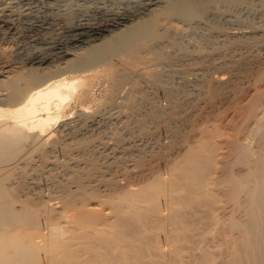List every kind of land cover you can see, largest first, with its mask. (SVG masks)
Here are the masks:
<instances>
[{"label": "bare ground", "instance_id": "bare-ground-1", "mask_svg": "<svg viewBox=\"0 0 264 264\" xmlns=\"http://www.w3.org/2000/svg\"><path fill=\"white\" fill-rule=\"evenodd\" d=\"M32 15L33 27L45 33L54 22L61 28L32 38L40 49L14 59L16 48L3 37L20 33L18 25ZM218 51L224 53L214 62ZM220 67L224 74L209 75L210 69ZM191 69L196 77L190 82L186 74ZM100 77L107 82V96L94 110L92 87ZM193 91L205 99L232 95L238 103L231 105L232 112L239 113V120L234 113L227 119L226 113L185 146L184 128H192L198 106L189 98ZM117 103L122 109L116 110V124L122 123L127 133L137 128L141 136L153 140L151 156L163 162L162 175L153 167L143 168L141 175L148 181L139 189L131 183L120 187L112 178L118 166L111 169L105 156L98 157L102 153L97 138L119 140L114 131L106 136V128H95L94 134L103 133L94 138L96 144L80 132L83 125L92 131L106 109ZM220 128H240L224 138L226 157L234 155L239 168L231 172L226 163L221 165L225 177L215 182L221 188L215 200L208 179L217 163V136L224 133ZM136 156L145 163L144 152ZM0 160L5 177L12 172L21 180L20 175L25 178L37 171L46 179L42 187L47 195L63 196L54 202L43 198L35 174L34 181L15 182L10 189L0 181V228L8 224L24 228L13 235L0 232V264H41L38 256L44 247L48 264H92L97 250L81 240L79 250L69 249L62 241L57 243L54 233L70 232L57 223L59 218L75 224L81 235L88 232L99 214L97 206L86 201L100 192L105 196L102 202L116 209L124 201L126 215L135 221L140 196L150 214L157 210L159 222L185 225L176 239L199 225L204 234L215 228L217 251L212 245L202 250L203 264H264V0H0ZM46 165L50 167L43 170ZM28 185L37 191L27 192L22 201L26 207L16 209L11 189L21 191ZM160 201L179 209L169 217L158 210ZM194 203L206 208L203 216H187ZM40 215L48 225V243H55L50 247L43 246L44 237L35 233ZM140 227L127 239L112 232H99L95 238L101 242L108 237L103 241L118 250L125 264H141L150 254L169 256L157 234ZM84 253L90 257H81ZM171 264L180 262L174 257Z\"/></svg>", "mask_w": 264, "mask_h": 264}, {"label": "rangeland", "instance_id": "rangeland-1", "mask_svg": "<svg viewBox=\"0 0 264 264\" xmlns=\"http://www.w3.org/2000/svg\"><path fill=\"white\" fill-rule=\"evenodd\" d=\"M34 20H35V17L33 15H32V17L30 16L28 18L23 19L21 21L20 25H18L20 33L16 34L15 36L3 37L4 41H7L8 43L13 44V46L16 48V51L14 54L15 56L13 57L14 59H17V60L25 59L26 57H28L33 52L40 49V45L35 44L34 42L31 41L32 38L44 37V36L48 35V33H55L56 31L60 30V28H61L60 22L59 23L54 22L55 24L53 23L50 26L48 33H45L46 30H41L39 28L33 27V24L35 23ZM4 30H2V31H4ZM1 41H2V38H1ZM43 50L44 49H42V51ZM45 50L47 51V49H45ZM218 52L217 53L215 52L213 54L214 55L213 58H215L214 62L220 61V58H216V57H218L219 54L221 55V53L222 54L224 53V52H220V51H218ZM194 65L196 66V64H194ZM191 70L188 71L190 73H187L189 75L186 74V76H187L186 79L188 81L190 80V82L192 80H194V78L196 77L195 71L194 70L191 71ZM223 71H224L223 67H220L219 69H215V68L210 69L209 75L214 76V75H220L221 73L224 74ZM173 80L174 81H172V84H176L178 81L176 78H174ZM92 88H93L92 92L94 94V96H92V98L94 97V99H93L94 101L92 100L91 106H93V109L95 108L94 110H98V108L100 109L102 107L101 104L104 103L106 96H107V88H108L107 82L102 77H100V78H98V80H96L94 82V85ZM196 93L198 94L197 91H193L192 93L189 94V98L194 103L196 102L195 107H196V105H198V106L196 107L197 111H196L195 117L192 120L193 121L192 128H188L189 126H187V128H184L183 133H184L185 140H186L185 141L186 143L184 142L185 146L188 143L192 142L194 139H196V137L202 133V131L204 130V127L208 126L214 120L217 119V121H219V119L226 113H228L227 119H229L231 117V115L234 113V112H232V106L238 105V103L236 102L237 100L231 99V98H233V96L230 94L229 95L231 97L227 94L226 96H228V97H226L224 95V97L221 96L220 98L205 99L206 98L205 96L202 97L201 94H198L200 96H197ZM121 95H122V93L120 94V96ZM118 98H120V97H117L116 101L121 100V98L120 99H118ZM235 99H237V97H235ZM157 101L159 102L160 105L164 106V100L163 99L158 98ZM232 101H233V103H230ZM117 104L118 105L115 104L114 106H110L109 108H107L106 112H108V113L103 114L102 117H100V118H99V116L96 117L97 119L99 118L98 119L99 121H98V124L93 128L94 131L89 130L90 127H87V126H86L87 129H86V127L83 125L81 127L80 132L82 131L81 132L82 135H87V137H85V140L88 139V141H90L91 143H92V140H93L94 144H96V142H98V141L99 142L101 141V144H100L101 146L99 144H96V145H98L97 147H99L98 150L101 151V153H102V154H100V155H102V157L101 156H98V157L103 159L105 156L107 158V159L105 158L106 161H109V163H110L109 165L111 166L110 167L111 169L118 166L119 170H118V172L114 173L115 176H112V178H114V180L116 181L117 184H120L119 185L120 187L124 186L122 188L126 189V184L131 183L134 185V187L136 186V188L139 189L138 187H140L142 184H144V183H146V181H148V180H144V176L141 175V172H143L142 170H144L145 168H147L149 166V167H153L156 171H158L157 173H160V175H162L163 173H162L161 168L163 166V162L161 159L157 158L158 160H156L155 158H153L154 156H151L152 151H154L153 149H155L154 146H152V145H154L153 140H150V139L147 140L146 136H141L142 134H141V132H139L137 130V128H135L131 133H127V131L124 130V128H122V123L116 124V122H115L116 119L114 118L116 115V110H118L119 108L122 109V106H120V103H117ZM111 107H112V109H111ZM234 110H236V107L234 108ZM97 112H99V111H97ZM99 114H96V115H99ZM238 114L239 113H237V112L234 113L236 120L237 119L239 120ZM109 116L112 118H109ZM106 121L108 123H106ZM100 122L102 125L101 124L99 125ZM225 122L226 121L223 122L224 126H226ZM106 124L108 125V127ZM111 126H113V127H111ZM95 128L96 129L97 128H106L107 130H104V132L105 131L106 132L107 131L108 132L114 131L115 135H116L115 137H117V138L120 137V138H119V140H117V139L116 140L115 139L107 140L105 136H101L103 134L101 132H100L101 134H94L96 132ZM220 129H222L224 131V133L220 136H217V141L219 143L218 154L216 157L217 163H216L215 169L212 171V173L210 175V178L208 179V181L210 182L208 186L211 188L212 194L215 197V200L218 199L219 191L221 189V188H218L216 186L215 182H216V180H218V179L222 180L225 177L224 171L221 169V165L226 163L230 167L231 172H236L239 168L234 155L226 157L227 147H226L224 138L226 136L233 137L234 134L240 128H232L233 131L229 130L228 128H220ZM243 129L246 130L247 128H243ZM108 132H107L106 136H109ZM97 136H101V137H99V139H98ZM90 137H93L92 140H89ZM102 137H104V139ZM94 138L95 139L97 138L96 142H95ZM160 139H161V141H165L162 136L158 137V140H160ZM85 140L83 142H85ZM102 140H104V141L106 140L107 144H104L105 142ZM143 152L145 153V159H144L145 163L140 162L138 157L136 156V155H140ZM119 156H120V158H118ZM112 157H114V158H112ZM149 160H150V162H149ZM2 164H4L3 160H0V165H2ZM27 166H28V164H27ZM27 166H25L24 168L27 169L28 168ZM48 166L49 165L44 166L43 170H45ZM126 171H128V173ZM30 172H26V173H30ZM33 172L34 171H32L30 173L31 175L28 174V176L25 174L26 175L25 178L22 177L24 174L20 175L21 180H17V179H19V177L16 178L17 176L15 174H13L12 172L10 174H8V176H7L8 178L0 173V181L3 182L4 185L10 189L11 184H14L15 182L22 181L23 183H25L26 181L29 182V180L34 181L36 179L35 182L36 183L39 182L36 185L39 188L41 187V189L45 193V194L43 193V195H44L43 198L48 196L46 198H51L52 202L61 201L63 196L58 194L57 192H54V193L52 192L53 194L50 193V195L49 194L47 195L46 190L42 187V186H44V184H45L44 182L46 181V179L41 178V176H40L41 173H38L37 171L35 173H33ZM33 174H35L34 175L35 178L33 177ZM27 177H28V179H27ZM31 178H34V180ZM115 178H117V179H115ZM43 179H45V180H43ZM54 179L55 180H63V178L61 179L59 177L54 178ZM47 182H50V180L49 181L47 180ZM25 188L21 191L18 190L19 188H17V187L15 189L14 188L11 189L12 198L14 199V200H12L13 206L16 209H21L23 207H26V204H24L22 201H25L27 199V198H25L26 197L25 195H27V192L34 193V191L35 192L37 191L35 185L32 187L30 185H28V186H25ZM69 188H71L72 190L74 189L73 186H69ZM101 188H102V186H99V189H101ZM122 188H121V191H123ZM32 190H34V191H32ZM30 191H32V192H30ZM101 193L102 192H100L99 194H95L96 196H93V195L89 196L90 197L88 199L89 201L88 200L86 201V203H88L89 205L97 206V209L95 211H97L99 214V218L97 220L93 221L91 223L90 227H88L89 230H88V228H86V230H88V232H86L87 234L84 233L81 235L82 230H78L76 228L75 224L73 225L70 222L69 223L65 222L63 220V218H59L57 223H59V225L63 226L62 228H65L66 230H68L70 232L65 233L66 236H65V234L61 235V233L60 234L54 233V235L57 239V243L59 241H62V244L65 243L64 247H67L69 249H72V250H73V248L76 249L78 246L79 247L82 246V244H84V242H85L86 245L88 244V245L92 246L93 250H97L96 255L97 254L98 255L97 256L93 255L92 264H93V262H95V264L96 263L100 264L101 261H104L107 264H109V263L110 264H125V260L123 259V257H120L118 250L115 249L114 246H111L110 248H108L110 245L107 244L108 242H104L106 240L108 241V237H105L104 239H102V236H101L102 240L100 242V239L99 240L96 239L95 236L99 232H100V235H102V234L105 235V233L109 234L112 232L114 236L115 235L118 236V235L122 234L123 237L127 239L128 237H131V235L134 232L136 233V230L138 229L136 227L139 225L142 226V227H140V229H142L144 231H151L152 230L154 233H156L157 239H158V241L160 240L159 244L162 246V248L165 251L169 250V256H166V257H159V256L156 257L153 254L145 255L141 264H171L172 259L174 257L178 258V262H180V264H188V263L189 264H196V263L203 264V262L200 261L201 260L200 252L202 250H205L208 245H210V246L212 245L211 246L212 249L217 251V249L215 248V245L217 243L214 241H216L218 236H217L215 228L211 229V231H212L211 233L206 232L204 234L202 232V229L200 228L202 226L199 225L200 227H198L196 230H194L192 232H188L187 235L181 237L180 239H176L177 234L180 231L186 229L185 225L182 223H174V222H170V223L169 222H167V223L159 222L157 220V218H158L157 217L158 216L157 210H155L154 212H152L150 214V210L148 211V209L143 207L144 204L140 201V200H142L141 198H139L140 196H138V200H137L138 204L136 203L138 210H140L137 213V216L139 219H138V221H135V220L129 219V217L126 215L125 210L127 209V205L124 201H120L121 205L118 206V209H116L113 205L102 202L105 200V196H101L102 195ZM122 197H123L122 194H120V198H122ZM95 204H98V205H95ZM218 204L220 206L221 203L216 202V204H214V205L218 206ZM119 208H120V210H123V212L121 211L122 213H120ZM178 209L179 208H178L177 204H175V203L172 207L168 208L164 205V202H161V201H160L159 207H158V210H160V212L162 211L161 213H164L166 215L170 214L169 217L172 214H174L175 210H178ZM190 209L192 210V213L187 214V216H189L191 218H198L200 216H203L206 212V208L201 207L198 203H194ZM58 211H60V208H57L56 210H54L55 213H57ZM72 212L74 213V211H72ZM67 214H70V212H68ZM43 217L44 216H41V215L39 216V219L37 220V226L38 227L36 229L37 231L35 230L36 231L35 233L36 234L38 233L37 235H42L41 237H44L43 243H42L43 246L50 247L52 244H55V243L52 242L50 244V242L48 243V241H47L46 235L49 233V229H47L48 225H47V222L44 221L45 218H43ZM142 220H144V221H142ZM144 224H145V226H144ZM92 226H93V228H92ZM20 229L24 230L23 226H21V225L16 226V225L8 224V225L2 226L0 228V232L13 235L17 231H19ZM75 229L78 231L76 232ZM97 230H98V232H97ZM133 230H135V231H133ZM71 233L72 234L74 233L75 235L74 234L72 235ZM76 233L77 234L79 233V234L77 235ZM104 235H103V237H104ZM158 235H160V236H158ZM74 239H76V240H74ZM49 240H52V238ZM77 240H79V241L81 240L84 242H81V241L77 242ZM86 241L87 242L89 241V242L86 243ZM54 242H56V240ZM74 243H76L77 245ZM78 243H80V245ZM105 245L106 246L109 245V246L105 247ZM79 247H78V250L80 249ZM103 247H105L107 249H105V248L103 249ZM44 249L47 250V247H44ZM46 250H44L38 256L39 263H41V264H48L49 260H47V259H49V258H47V256H48L49 252ZM60 250H61V248H58L55 250V252L58 253V252H60ZM99 251L100 252L102 251L103 255L99 254L100 253ZM61 253L63 254V252H61ZM71 253H73V252H71ZM82 256H83V258L85 256L90 257V254L84 253V254H81V257ZM94 256L99 257V258L96 259ZM104 256L107 259V261L104 258ZM103 259H105V260H103ZM216 259L218 260L219 258H216ZM49 264H51V263L49 262Z\"/></svg>", "mask_w": 264, "mask_h": 264}]
</instances>
